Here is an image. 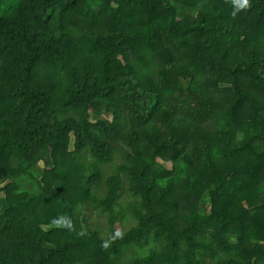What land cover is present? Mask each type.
I'll return each instance as SVG.
<instances>
[{"label": "trees", "instance_id": "1", "mask_svg": "<svg viewBox=\"0 0 264 264\" xmlns=\"http://www.w3.org/2000/svg\"><path fill=\"white\" fill-rule=\"evenodd\" d=\"M0 264H264V0H0Z\"/></svg>", "mask_w": 264, "mask_h": 264}, {"label": "rangeland", "instance_id": "2", "mask_svg": "<svg viewBox=\"0 0 264 264\" xmlns=\"http://www.w3.org/2000/svg\"><path fill=\"white\" fill-rule=\"evenodd\" d=\"M97 115L96 114H93V117L95 118ZM107 116L108 115H106L105 113H102V114H100L99 116H97V117H101V118H103V119H107ZM163 164L166 166V167H168V168H170L171 167V164H170V162H163ZM122 199H127V198H121V200ZM123 201H125V200H123ZM102 219V218H101ZM99 219L96 215H94L93 216V218H91L90 219V221H91V224H93V225H96V224H100V225H103L104 224V220L102 219ZM106 222V221H105ZM115 228L117 229V230H119L120 228H121V225H120V223L119 222H116V224H115Z\"/></svg>", "mask_w": 264, "mask_h": 264}, {"label": "clouds", "instance_id": "3", "mask_svg": "<svg viewBox=\"0 0 264 264\" xmlns=\"http://www.w3.org/2000/svg\"><path fill=\"white\" fill-rule=\"evenodd\" d=\"M248 0H234V3L236 5V9L239 10L240 8L247 6Z\"/></svg>", "mask_w": 264, "mask_h": 264}]
</instances>
